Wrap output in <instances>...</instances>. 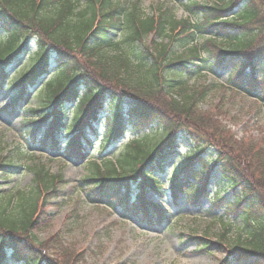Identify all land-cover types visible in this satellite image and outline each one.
Returning a JSON list of instances; mask_svg holds the SVG:
<instances>
[{
    "label": "trees",
    "instance_id": "1",
    "mask_svg": "<svg viewBox=\"0 0 264 264\" xmlns=\"http://www.w3.org/2000/svg\"><path fill=\"white\" fill-rule=\"evenodd\" d=\"M179 1L189 19H178L168 5L145 15L129 0H0V91L36 37L40 46L23 82L12 84V90L25 86L21 100L43 84L41 109L34 111L46 112L42 145L58 151L57 137L66 134L65 154L76 162L86 161L104 124L102 157L83 180L92 203L132 197V213L137 208L135 214L149 227L166 224L169 212L146 195L167 198L158 174L166 173L185 139L192 152L171 175L169 196L196 205L213 202L211 190L216 194L211 206L224 204L225 218L236 220L245 233L244 241L234 243L226 235L215 242L191 240L205 252L223 249L220 264H264V144H244L247 136L239 140L212 126L190 86L200 72L229 70L233 92L264 103V0ZM150 128L153 135H146ZM130 129L133 139L115 151ZM2 162L4 172L16 169L13 162ZM33 171L34 197L19 193L13 206V196H0V264H78L75 252L62 263L50 260L48 242L34 233L45 225L46 195L58 191L59 177L45 166ZM217 176L220 183L213 186ZM222 185L230 198L219 196Z\"/></svg>",
    "mask_w": 264,
    "mask_h": 264
},
{
    "label": "rangeland",
    "instance_id": "2",
    "mask_svg": "<svg viewBox=\"0 0 264 264\" xmlns=\"http://www.w3.org/2000/svg\"><path fill=\"white\" fill-rule=\"evenodd\" d=\"M129 1L136 3L140 12L145 15H151L162 5H168L173 8L178 19L188 17L179 0ZM145 45L152 46L151 40H147ZM38 46V40L33 39L24 60L10 73L13 81L16 76H20V71L28 69L26 61L35 55ZM141 48L145 50L144 45ZM203 58H206V54H203ZM213 62L211 59L209 64ZM190 86L201 98V116L209 118L212 126L225 130L228 135H231L230 131L239 140L247 136L242 140L244 144H264V103L233 92L230 89L232 84L229 81V70L214 67L212 72H200L199 76L191 78ZM39 89L29 92L18 106L13 104L14 99L20 97V89L15 94L12 91H0V158L3 159L2 164H16V169L11 172L0 169V196H14L13 206L18 204L19 193H25L29 199L34 188L35 166H45L50 175L59 177L55 182L58 191L46 195L49 203L44 205L46 215L41 218L42 221L46 217L45 225L34 231L43 242H48L50 260L62 263L77 253L78 264H220L225 257L223 249L214 248L205 252L191 239L205 237L215 242L226 235L230 243L239 239L244 241L245 233L239 227L240 224L233 218H225L224 204L211 206L215 201V192L209 190L214 196L213 202L205 199L196 205L186 203L184 199L174 201L169 196L167 190L171 185V175L178 168L181 159L192 152V147L183 138L177 154L166 164V173L158 174V178L166 186L161 193H165L167 198L158 201L159 195L153 192L146 195L148 201L159 203L168 210L169 221L166 224L149 227L141 216L135 214L137 208L132 213L135 202L132 197L127 198L128 202H123L119 197L110 205L92 203L83 180L93 163L102 157L104 124L98 128V136L93 139L86 162L79 163L70 159L65 154L64 144L60 145V152L51 153L39 143L42 130L48 125L45 121H40L46 112H34L41 109ZM109 104L108 101L104 105L105 114L110 112ZM71 119L70 114L67 122L70 123ZM32 128L37 130L35 137L30 135ZM153 133L154 128H150L145 134ZM198 133L206 138L203 130L199 129ZM132 139L131 130L115 151ZM113 154L117 155L115 152ZM209 156L214 158L213 152ZM218 183L217 176L211 184L214 186ZM221 189L219 196L230 198L228 187L224 188L222 185ZM66 252L70 253L69 257L65 256Z\"/></svg>",
    "mask_w": 264,
    "mask_h": 264
}]
</instances>
